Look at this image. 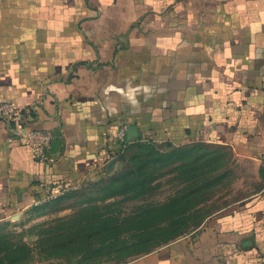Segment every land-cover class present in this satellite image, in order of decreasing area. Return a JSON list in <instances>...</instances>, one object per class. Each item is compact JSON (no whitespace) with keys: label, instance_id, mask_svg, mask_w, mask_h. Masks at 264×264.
<instances>
[{"label":"crops","instance_id":"obj_1","mask_svg":"<svg viewBox=\"0 0 264 264\" xmlns=\"http://www.w3.org/2000/svg\"><path fill=\"white\" fill-rule=\"evenodd\" d=\"M1 102L53 140L38 160L0 122V212L97 181L142 141L264 167V0H0ZM126 264H264V185Z\"/></svg>","mask_w":264,"mask_h":264},{"label":"rangeland","instance_id":"obj_2","mask_svg":"<svg viewBox=\"0 0 264 264\" xmlns=\"http://www.w3.org/2000/svg\"><path fill=\"white\" fill-rule=\"evenodd\" d=\"M262 167L224 146L127 145L101 179L0 212V264H126L257 192Z\"/></svg>","mask_w":264,"mask_h":264},{"label":"built area","instance_id":"obj_3","mask_svg":"<svg viewBox=\"0 0 264 264\" xmlns=\"http://www.w3.org/2000/svg\"><path fill=\"white\" fill-rule=\"evenodd\" d=\"M26 109H22L12 103H0V122H2L10 138L18 140L22 145L28 147L34 157L45 160V151L53 140L52 135L43 130L27 128L23 122ZM128 127L121 125L116 130L109 132L108 140L115 141L121 147L126 145V134Z\"/></svg>","mask_w":264,"mask_h":264}]
</instances>
